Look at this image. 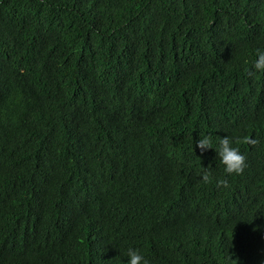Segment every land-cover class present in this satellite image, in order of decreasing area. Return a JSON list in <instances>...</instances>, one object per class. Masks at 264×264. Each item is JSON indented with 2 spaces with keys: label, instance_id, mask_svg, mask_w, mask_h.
Masks as SVG:
<instances>
[{
  "label": "trees",
  "instance_id": "obj_1",
  "mask_svg": "<svg viewBox=\"0 0 264 264\" xmlns=\"http://www.w3.org/2000/svg\"><path fill=\"white\" fill-rule=\"evenodd\" d=\"M258 48L264 0H0V264H264Z\"/></svg>",
  "mask_w": 264,
  "mask_h": 264
},
{
  "label": "clouds",
  "instance_id": "obj_2",
  "mask_svg": "<svg viewBox=\"0 0 264 264\" xmlns=\"http://www.w3.org/2000/svg\"><path fill=\"white\" fill-rule=\"evenodd\" d=\"M251 70L264 73V48L256 49L254 59L250 62ZM248 70V67L245 69ZM238 143H254L248 139L247 136L240 140L224 136L222 138H215L208 133L199 135L195 140V147L204 153L208 149H213L218 157L219 164L222 166L221 176L214 177L208 169H199V180L203 184H214L219 189L228 188V178L241 174L245 167L244 156L240 153ZM126 264H149V260L136 248L130 247L125 253Z\"/></svg>",
  "mask_w": 264,
  "mask_h": 264
}]
</instances>
